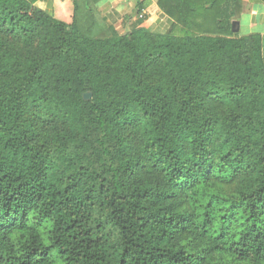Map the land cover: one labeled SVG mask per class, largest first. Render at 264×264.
Returning a JSON list of instances; mask_svg holds the SVG:
<instances>
[{"label": "trees", "instance_id": "16d2710c", "mask_svg": "<svg viewBox=\"0 0 264 264\" xmlns=\"http://www.w3.org/2000/svg\"><path fill=\"white\" fill-rule=\"evenodd\" d=\"M37 1L0 0V264H264V38L232 31L241 0H159L175 28L124 35L99 0Z\"/></svg>", "mask_w": 264, "mask_h": 264}, {"label": "crops", "instance_id": "0c3cea01", "mask_svg": "<svg viewBox=\"0 0 264 264\" xmlns=\"http://www.w3.org/2000/svg\"><path fill=\"white\" fill-rule=\"evenodd\" d=\"M60 1L39 0L34 4V7L49 14H52L56 7L59 13L65 12L63 5L59 4ZM241 2L242 11L233 21L239 24V36L242 27L239 20L245 12L252 15L251 28L264 27V4L256 0H241ZM96 9L98 18L105 26L106 35H111L114 32L124 35L129 33L139 22H142L143 27L155 34H167L177 25L174 19L161 10L159 0H99ZM66 17L68 16L66 15ZM252 34H260L264 38V31Z\"/></svg>", "mask_w": 264, "mask_h": 264}, {"label": "rangeland", "instance_id": "374dc122", "mask_svg": "<svg viewBox=\"0 0 264 264\" xmlns=\"http://www.w3.org/2000/svg\"><path fill=\"white\" fill-rule=\"evenodd\" d=\"M239 21L241 22V25H242L240 36H247L252 33H260L264 31V27L262 26L255 28V29L251 28V24H252L251 13L245 12L243 15H241Z\"/></svg>", "mask_w": 264, "mask_h": 264}, {"label": "water", "instance_id": "95a60500", "mask_svg": "<svg viewBox=\"0 0 264 264\" xmlns=\"http://www.w3.org/2000/svg\"><path fill=\"white\" fill-rule=\"evenodd\" d=\"M232 31H233L234 33H238V32H239V24H238V22H233V24H232ZM91 97H92L91 94H86V95L84 96V99H85V100H88V99H90Z\"/></svg>", "mask_w": 264, "mask_h": 264}]
</instances>
